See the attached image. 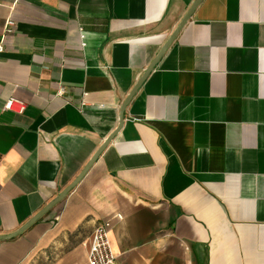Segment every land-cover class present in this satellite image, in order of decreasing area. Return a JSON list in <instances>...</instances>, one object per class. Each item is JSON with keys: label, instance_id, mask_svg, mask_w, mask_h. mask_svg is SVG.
<instances>
[{"label": "crops", "instance_id": "0c3cea01", "mask_svg": "<svg viewBox=\"0 0 264 264\" xmlns=\"http://www.w3.org/2000/svg\"><path fill=\"white\" fill-rule=\"evenodd\" d=\"M193 2L0 0V45L15 24L0 52V236L79 174ZM10 96L22 114L2 109ZM107 220L120 264H264V0H202L115 138L0 241V264H88Z\"/></svg>", "mask_w": 264, "mask_h": 264}, {"label": "water", "instance_id": "95a60500", "mask_svg": "<svg viewBox=\"0 0 264 264\" xmlns=\"http://www.w3.org/2000/svg\"><path fill=\"white\" fill-rule=\"evenodd\" d=\"M202 0H194V2L191 4V6L188 8V10L185 12L183 17L181 18L180 22L176 26V28L173 30V32L170 34V36L167 38L165 43L162 45L154 59L150 62V64L147 66L145 71L143 72L142 76L139 78V80L136 82V84L133 86L132 90L129 92L125 100L122 102L119 110V120L118 125L116 129L104 140L103 144L96 150V152L92 155V157L88 160V162L85 164V166L82 168V170L79 172V174L66 186L64 187L58 194L55 196L51 201H49L39 212H37L33 217H31L24 225H22L20 228L15 230L14 232L0 236L1 240H7L14 238L23 232H25L30 226H32L37 220L41 219L49 210H51L55 205L60 203L65 196L81 181V179L85 176V174L88 172V170L91 168V166L94 164V162L97 160L99 155L102 153V151L106 148V146L115 138L119 130L121 129L122 122H123V114L126 106L129 104L133 96L136 94V92L139 90L143 82L146 80L148 75L151 73V71L154 69V67L157 65V63L160 61V59L165 54L168 47L171 45L181 28L185 25V23L189 20L191 17L193 11L196 9V7L199 5V3Z\"/></svg>", "mask_w": 264, "mask_h": 264}, {"label": "built area", "instance_id": "2783aa9c", "mask_svg": "<svg viewBox=\"0 0 264 264\" xmlns=\"http://www.w3.org/2000/svg\"><path fill=\"white\" fill-rule=\"evenodd\" d=\"M14 22L10 19H7L3 26V36L13 33ZM81 40L83 39V35L80 34ZM2 42L0 45V52H2ZM84 46V43L81 44ZM84 105V104H82ZM26 104L25 102L16 99L13 96H10L2 107L4 111H9L15 114H22L25 111ZM118 219L121 218L120 215L116 216ZM109 229H110V221H102L98 223L91 234L90 241L87 247V262L88 264H120L116 260V256L113 252L110 240H109Z\"/></svg>", "mask_w": 264, "mask_h": 264}]
</instances>
